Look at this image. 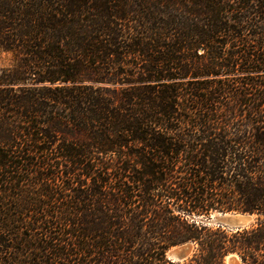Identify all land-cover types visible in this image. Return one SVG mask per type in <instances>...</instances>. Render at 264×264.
Listing matches in <instances>:
<instances>
[{
  "label": "trees",
  "instance_id": "obj_1",
  "mask_svg": "<svg viewBox=\"0 0 264 264\" xmlns=\"http://www.w3.org/2000/svg\"><path fill=\"white\" fill-rule=\"evenodd\" d=\"M0 50V264H264V0H0Z\"/></svg>",
  "mask_w": 264,
  "mask_h": 264
},
{
  "label": "rangeland",
  "instance_id": "obj_2",
  "mask_svg": "<svg viewBox=\"0 0 264 264\" xmlns=\"http://www.w3.org/2000/svg\"><path fill=\"white\" fill-rule=\"evenodd\" d=\"M11 59H12V54L10 52L0 50V66L9 64L11 62ZM238 212L239 211H227V212L213 211L207 216L199 215L196 217L199 221L204 222L208 225L215 226V225L221 224L231 230L248 228L256 223V216L252 214V219H250L251 222L247 224L246 226H243L240 228L231 227L232 225H230V223L226 219L233 216L234 214H237ZM182 247L186 249V253L183 255V257H181L180 259H177V257L174 256V253L178 251L179 249H181ZM195 247H196V244L193 242H184V243L170 247L167 250L166 255L168 258L174 261H184V260L189 259L193 255L195 251ZM229 254L233 259L236 260L237 264H243L240 257L236 253H229ZM229 254H227L224 257L225 264H228Z\"/></svg>",
  "mask_w": 264,
  "mask_h": 264
},
{
  "label": "water",
  "instance_id": "obj_3",
  "mask_svg": "<svg viewBox=\"0 0 264 264\" xmlns=\"http://www.w3.org/2000/svg\"><path fill=\"white\" fill-rule=\"evenodd\" d=\"M252 219V214L248 212H238L237 214H234L233 216L227 218L226 220L232 225L233 228H240L243 226H246L249 224L247 221ZM246 221V222H245ZM186 253V249L182 247L178 251L174 253V256L177 257V259H180L183 257V255Z\"/></svg>",
  "mask_w": 264,
  "mask_h": 264
},
{
  "label": "bare ground",
  "instance_id": "obj_4",
  "mask_svg": "<svg viewBox=\"0 0 264 264\" xmlns=\"http://www.w3.org/2000/svg\"><path fill=\"white\" fill-rule=\"evenodd\" d=\"M246 222V221H245ZM248 223L250 222V220L247 221ZM228 264H237L236 260L233 259L230 255L228 258Z\"/></svg>",
  "mask_w": 264,
  "mask_h": 264
}]
</instances>
